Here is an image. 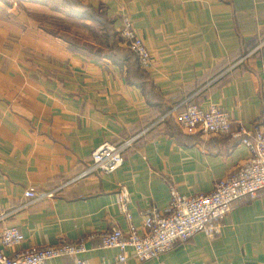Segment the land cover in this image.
<instances>
[{"label": "crops", "instance_id": "1", "mask_svg": "<svg viewBox=\"0 0 264 264\" xmlns=\"http://www.w3.org/2000/svg\"><path fill=\"white\" fill-rule=\"evenodd\" d=\"M124 16L150 51L146 68L114 46ZM186 101L224 108L233 131L264 125V0H0V228L23 235L5 251L86 238L78 256L89 264H264V192L242 199L217 236L197 232L147 261L118 262L87 238L127 230L120 185L141 226L147 207L168 213L169 184L210 192L248 157L239 138L183 131ZM129 139L117 170L78 177L100 143Z\"/></svg>", "mask_w": 264, "mask_h": 264}, {"label": "built area", "instance_id": "2", "mask_svg": "<svg viewBox=\"0 0 264 264\" xmlns=\"http://www.w3.org/2000/svg\"><path fill=\"white\" fill-rule=\"evenodd\" d=\"M119 34L127 48L137 56L139 64L143 68L148 67L150 51L136 34L128 16L123 17ZM175 121L186 133L201 131L239 138L240 143L248 149V157L218 179L210 192L187 196L169 184L168 213L155 206L147 207L141 212V226L134 224L129 210L128 189L120 185L115 192V202L128 222L127 230L123 232L119 227H112L87 236L88 239L98 238L104 248H116L118 262H125L129 257L138 262L155 258L197 232L213 238L219 234L223 219L242 199L252 200L264 192V125L256 124L233 131L230 114L224 108L216 104L203 108L187 101L182 109L175 112ZM130 141L122 144L110 141L100 143L91 152V164L78 177L93 171L111 173L117 170L123 163V151ZM60 188L36 192L29 187L24 196L30 201L53 198ZM22 240L23 235L16 226L0 228V264H48L50 259L62 256L74 257L75 264H89L78 256L87 250L86 238L74 241L60 239L54 245L32 246L12 254L5 251V248L18 246ZM128 249L131 250L130 254Z\"/></svg>", "mask_w": 264, "mask_h": 264}, {"label": "trees", "instance_id": "3", "mask_svg": "<svg viewBox=\"0 0 264 264\" xmlns=\"http://www.w3.org/2000/svg\"><path fill=\"white\" fill-rule=\"evenodd\" d=\"M69 3H70V0H69ZM115 33H116V32H112V35H115ZM108 35H110V34H108ZM118 39L122 40V38H121L120 35H117V39H114V40H113V42H114V46L117 45V44H116V41H118ZM123 54H124V56H126L128 59H130V60L132 61V64H133V65L137 64L138 66H140L139 63H138L137 56H136L131 50L128 49V52L124 51ZM130 54H131L132 56H130ZM190 101H191V100H190ZM192 102H193V101H192ZM182 107H183V106H182ZM182 107H181V109H182Z\"/></svg>", "mask_w": 264, "mask_h": 264}]
</instances>
